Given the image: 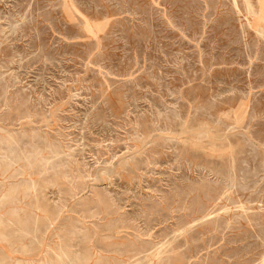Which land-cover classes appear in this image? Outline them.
Instances as JSON below:
<instances>
[{"label":"rangeland","instance_id":"rangeland-1","mask_svg":"<svg viewBox=\"0 0 264 264\" xmlns=\"http://www.w3.org/2000/svg\"><path fill=\"white\" fill-rule=\"evenodd\" d=\"M0 264H264V0H0Z\"/></svg>","mask_w":264,"mask_h":264},{"label":"bare ground","instance_id":"bare-ground-1","mask_svg":"<svg viewBox=\"0 0 264 264\" xmlns=\"http://www.w3.org/2000/svg\"><path fill=\"white\" fill-rule=\"evenodd\" d=\"M256 9V8H255ZM252 13V12H251ZM9 173V172H8ZM2 230V229H1ZM17 231V230H16ZM3 233H4V231H3ZM11 242V241H10Z\"/></svg>","mask_w":264,"mask_h":264}]
</instances>
